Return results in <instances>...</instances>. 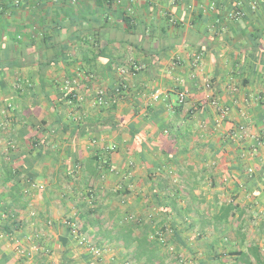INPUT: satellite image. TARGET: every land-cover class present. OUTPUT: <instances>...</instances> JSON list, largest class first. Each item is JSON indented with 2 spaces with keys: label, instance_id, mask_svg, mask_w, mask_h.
Segmentation results:
<instances>
[{
  "label": "crops",
  "instance_id": "obj_1",
  "mask_svg": "<svg viewBox=\"0 0 264 264\" xmlns=\"http://www.w3.org/2000/svg\"><path fill=\"white\" fill-rule=\"evenodd\" d=\"M117 1L0 0V264H174L149 239L165 225L194 264H264V0Z\"/></svg>",
  "mask_w": 264,
  "mask_h": 264
},
{
  "label": "built area",
  "instance_id": "obj_2",
  "mask_svg": "<svg viewBox=\"0 0 264 264\" xmlns=\"http://www.w3.org/2000/svg\"><path fill=\"white\" fill-rule=\"evenodd\" d=\"M118 2L117 0H114ZM255 4V0L251 3V7L253 8ZM242 16V12L239 9H235L228 13V17L231 20H238ZM192 65L194 68L198 69L201 62V56L199 54H193ZM143 70V66L141 64L135 63L133 60L129 59L125 61L123 64L119 65L116 69L118 76L120 77V81L124 82L129 75L133 73H138ZM79 79L77 78H68L64 79L61 83L60 90L64 93L66 97H68V102H76L81 103L83 98L77 93L76 87H78ZM205 88L207 90H211V83L208 81L205 83ZM122 84L116 89V93H120V88H122ZM161 97L160 90H154L150 94V100L152 102H157ZM185 100V93L183 91H179L177 94V104H183ZM207 105L215 108L219 111L220 114H226V108L220 107L218 100L213 96H207L206 100ZM94 104L97 106H105L108 104L107 95L104 90L98 89L95 93ZM232 135L236 138L248 137V133L244 126H239ZM109 152H115L117 150V146L112 144L106 148ZM131 167V163H129ZM102 179L104 176L101 177ZM32 188L35 190H42L44 187L42 184L34 183ZM121 202H125L126 197H120ZM90 204L91 201L89 200ZM31 217L34 215L33 212H30ZM129 220H134L132 216L128 218ZM64 223L68 226L69 234L71 239L78 245L86 250V252L96 258H100L103 253L106 251V246H97L93 242L90 241L88 235L82 230L81 226L77 222L71 221L69 218L64 219ZM172 234V229L170 226H163L154 232L149 234V239L156 241L159 245H161L168 254L174 257V264H194L190 260H185L180 254H177L174 246L169 243L167 240V236ZM28 251H24L20 246L16 247V251L20 254H25L26 256L30 254V252L34 251L35 248L33 246L27 249ZM123 264H134L132 260H126Z\"/></svg>",
  "mask_w": 264,
  "mask_h": 264
},
{
  "label": "trees",
  "instance_id": "obj_3",
  "mask_svg": "<svg viewBox=\"0 0 264 264\" xmlns=\"http://www.w3.org/2000/svg\"><path fill=\"white\" fill-rule=\"evenodd\" d=\"M14 227H16L15 219L6 220L0 224V230L6 233H11ZM147 246H149V244Z\"/></svg>",
  "mask_w": 264,
  "mask_h": 264
}]
</instances>
